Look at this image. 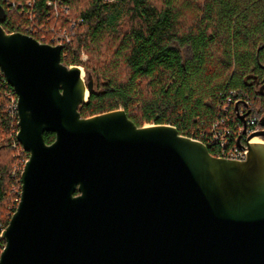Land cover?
<instances>
[{
	"label": "water",
	"instance_id": "1",
	"mask_svg": "<svg viewBox=\"0 0 264 264\" xmlns=\"http://www.w3.org/2000/svg\"><path fill=\"white\" fill-rule=\"evenodd\" d=\"M5 18L0 4V70L28 159L0 264H264V142L235 161L122 109L81 117L92 74L64 65L61 46L6 33Z\"/></svg>",
	"mask_w": 264,
	"mask_h": 264
},
{
	"label": "trees",
	"instance_id": "2",
	"mask_svg": "<svg viewBox=\"0 0 264 264\" xmlns=\"http://www.w3.org/2000/svg\"><path fill=\"white\" fill-rule=\"evenodd\" d=\"M47 1L51 0H33L32 8H24L44 25L45 34L52 27L68 28L69 18L81 21L61 51L64 65H81L94 78L93 93L78 108L81 117L122 109L138 127L169 125L180 135L195 138L209 127L229 91L252 102L254 90L243 79L264 65V0H60L69 15L60 16L57 24L49 16ZM0 4L6 14L3 30L21 32L18 27L28 23L25 15L9 11L5 0ZM82 54L87 56L84 63ZM8 94L16 98L1 76L4 228L16 209L20 174L28 159L16 140L17 118L8 112ZM43 138L50 144L54 134L44 133ZM208 152L215 155L213 148Z\"/></svg>",
	"mask_w": 264,
	"mask_h": 264
},
{
	"label": "built area",
	"instance_id": "3",
	"mask_svg": "<svg viewBox=\"0 0 264 264\" xmlns=\"http://www.w3.org/2000/svg\"><path fill=\"white\" fill-rule=\"evenodd\" d=\"M5 1L9 11L14 10L20 14H24L25 18L28 20V23L26 22L18 27L21 30V32L18 33L33 39L38 37L40 39L38 42L42 44L62 47L63 44H67L71 41L75 34V31H73L74 27L77 23L81 22L80 20L75 22L69 18L67 23L69 24L68 28L52 27L50 32L45 34L47 31H45L44 25L34 21L35 15H33L31 11L25 12L24 8L33 7V0H24L23 3L15 0L11 2ZM46 7L51 10L49 16L50 18L53 17V21L56 24L60 16L68 18L69 9L60 0L47 1ZM1 76L4 78L0 70V77ZM8 97V112L11 118H13V116L17 118V98L9 94ZM247 100L248 99H244L238 91H229L221 99L218 105L217 115L212 120L209 127L200 131L196 137L192 139L201 142L206 148H213L215 150V157L235 161L245 160L249 145L264 142L260 137L255 135L260 131L258 127V118L256 116H249L243 121L239 118V115H243L247 109ZM235 105H238V109H235ZM244 105H246V107ZM16 201L18 204L19 198L16 199ZM4 229V226L0 223V239H2ZM3 248L4 245H0V253Z\"/></svg>",
	"mask_w": 264,
	"mask_h": 264
},
{
	"label": "flooded vegetation",
	"instance_id": "4",
	"mask_svg": "<svg viewBox=\"0 0 264 264\" xmlns=\"http://www.w3.org/2000/svg\"><path fill=\"white\" fill-rule=\"evenodd\" d=\"M243 83L247 88L254 90L252 102L247 104V109L244 112H248L244 119L252 115L256 116L259 129L264 130V127L260 125L261 118L264 116V65L259 64L258 70L252 69V72L243 79Z\"/></svg>",
	"mask_w": 264,
	"mask_h": 264
},
{
	"label": "rangeland",
	"instance_id": "5",
	"mask_svg": "<svg viewBox=\"0 0 264 264\" xmlns=\"http://www.w3.org/2000/svg\"><path fill=\"white\" fill-rule=\"evenodd\" d=\"M86 59H87L86 54H82L81 57H80L81 62L82 63L86 62ZM78 67H80L81 69H83V66H81V65L78 66Z\"/></svg>",
	"mask_w": 264,
	"mask_h": 264
},
{
	"label": "bare ground",
	"instance_id": "6",
	"mask_svg": "<svg viewBox=\"0 0 264 264\" xmlns=\"http://www.w3.org/2000/svg\"><path fill=\"white\" fill-rule=\"evenodd\" d=\"M62 58V57H61ZM255 141H257V140H255Z\"/></svg>",
	"mask_w": 264,
	"mask_h": 264
}]
</instances>
